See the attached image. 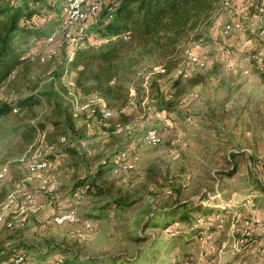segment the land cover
<instances>
[{
  "label": "rangeland",
  "instance_id": "obj_1",
  "mask_svg": "<svg viewBox=\"0 0 264 264\" xmlns=\"http://www.w3.org/2000/svg\"><path fill=\"white\" fill-rule=\"evenodd\" d=\"M100 1L104 8L109 0ZM221 1L199 33L189 36L180 45L174 69L156 76L155 72H162L160 65L151 67L150 61H141L138 65V80L146 83L155 76L161 91L166 89L164 101L170 105V114L156 112L152 120L161 135L159 143L148 145L138 133L129 138L123 128L104 139L99 138L97 131L93 132L92 128L89 131L79 120L77 135L83 138L78 145L76 137L69 135L64 141L50 139L48 142L42 131H36L32 142L26 144L16 126L22 120L44 118L48 110L45 101L31 109H18L0 117V164L7 165V174L0 181V209L8 194L19 195L22 190L32 192L44 204L34 213L28 211L26 204L11 208L10 213L14 209L12 213L17 214L18 225L0 226V244L19 242L23 247L33 248L32 252L42 250L48 243H61L65 247L63 257L71 264H125L124 256H133L147 247L151 249V239L168 237L160 228L145 227L144 220L153 207H163L177 199L209 196L216 203L215 207L224 210L226 215L214 234L212 247L206 251L205 245L198 243L195 256L185 264H198L202 258L220 264L264 263L263 234L254 232L246 242L247 248L242 246L236 253L231 251L240 234L238 228L255 212L252 198L256 193V180L264 181V72L253 68L250 74H243L237 67L246 52L264 51V20L260 23L256 18V6L264 4V0H230L227 7ZM59 16L60 1L57 0L51 16L44 21L45 32ZM232 19L240 26L224 32V24ZM88 27L86 24L85 30ZM89 34L91 41L94 31L89 30ZM26 45L29 48L42 46V39L36 43L27 40ZM54 46V57L43 63L26 62L23 70L3 84L0 100H9V91L15 96L47 91L67 105L73 97L78 103L84 101L71 90L70 69L64 68L58 78L54 74L68 49L75 44L61 41ZM189 51L204 60L205 65L192 67ZM193 77H200L201 81L193 83L190 80ZM175 80L177 84L173 85ZM148 112L152 114V108ZM66 146L74 150L77 146L79 152H61ZM119 148L137 153L139 173L113 172L100 166L103 155ZM34 160L50 163L43 173L54 177L55 192L38 190V173H29L26 168ZM232 162L236 171L227 174ZM98 169L100 174H97ZM79 177L87 181L91 177L105 193L95 196L85 189L77 192V201L73 200L71 185ZM165 187L172 188V194L164 192ZM89 188H93L91 183ZM113 197L128 199L131 204L126 209L115 211L113 208L103 218L93 219L94 225L84 239L71 235V225L67 223L40 225L53 213L64 209L65 200L75 203L81 214ZM259 216L264 222V216ZM138 232L146 236L135 238ZM147 235L151 236L149 240ZM176 250V246L172 251L162 250L158 264H164L163 259L171 260ZM141 260L142 264H157L148 262L146 257Z\"/></svg>",
  "mask_w": 264,
  "mask_h": 264
},
{
  "label": "trees",
  "instance_id": "obj_2",
  "mask_svg": "<svg viewBox=\"0 0 264 264\" xmlns=\"http://www.w3.org/2000/svg\"><path fill=\"white\" fill-rule=\"evenodd\" d=\"M56 1H0V88L23 70L26 62H30L27 58L29 46H25V43L27 40L36 43L44 37L49 30L45 32L44 21L51 16ZM218 6L219 0H109L97 18L85 21L79 43L72 47L69 54L64 55L54 71L58 78L64 68L73 70L72 92L82 100L93 98V102L73 116L70 103L67 105L47 91H35L22 96L12 95L9 100H0V117L10 113L12 107H16L17 110H28L45 101L48 110L44 118L22 120L16 126L19 137L26 144L32 142L36 131H42L48 142L50 139L57 141L60 136L65 140V137L68 138L66 135H69L76 137V145H78L83 138L82 135H77L79 132L76 123L79 120L83 125L88 126L89 131L90 128L93 132L97 131L100 134L99 138L104 139L108 135H113L120 128L125 129L129 138L137 133L142 137L147 129L156 128L152 125L153 118L157 116L156 112L165 111L164 114L167 116L170 114L168 110L170 105L164 101L166 89L161 91L155 76L146 83L137 79L139 63L150 61L151 67L160 65L162 72H155L156 76L170 72L178 64L180 45L189 36L193 37L199 33L201 26L209 20L211 13ZM259 6L264 7V4ZM47 12L50 13L49 17L46 16ZM256 12H258L257 7ZM35 14H38V17L35 18ZM86 24L89 26L87 30H85ZM89 30H93L95 34L91 41L88 40ZM253 68L264 72V58L262 65L253 63ZM190 80L193 83L201 81L200 77H193ZM175 84L177 80L173 82V85ZM103 108L111 112L106 118L105 125L100 124ZM150 108L152 114L148 112ZM128 126L130 132L127 131ZM119 150L122 148L113 149L107 155H103L99 160L100 166L109 168V165L102 163V159H108ZM60 151L68 154L79 152L77 146L75 150L66 146ZM235 171L236 166L232 162L227 174ZM97 174H100V170ZM89 180L81 177L74 179L71 185L73 196L85 189L91 195H101L103 189L94 184L91 177ZM90 183L93 188H89ZM167 188L169 187H165L164 192ZM255 190L252 206L264 209L263 180H256ZM65 202L67 207L69 201L65 200ZM130 204L131 201L128 199L113 197L93 205L81 214L77 213L80 218L100 219L111 209L115 208V211L126 209ZM215 205L216 203H213L209 196L206 199L198 196L191 199H177L163 207H153L144 220V225L167 229L165 232L168 237L163 240L151 239L149 241L151 249L147 247L145 250H138L139 252H135L133 256H124V263L142 264L141 257H146L148 262L158 264L162 250L172 251L174 246L177 247L174 257L171 260L163 259L164 264L188 263L193 259L196 245L200 243L198 236L206 228V220L213 219L209 229L214 231V234L219 230L217 224L224 220L225 211ZM16 225L18 223L7 228ZM70 225L71 228L78 226V224ZM0 226L6 227L4 224ZM70 234L78 239L73 233ZM145 236L141 232L135 234V238L138 239ZM150 238L151 236L147 235L146 239ZM214 241L213 235L206 243H202L206 251L212 247ZM23 246L22 243L14 241L1 243L0 261L7 260L17 253L29 254L28 252L33 249ZM55 252L65 256V247L61 243H48L42 250H33L29 257L42 262ZM44 258L45 260H42ZM205 260L208 259L202 258L201 261ZM64 263L71 264L65 257Z\"/></svg>",
  "mask_w": 264,
  "mask_h": 264
},
{
  "label": "built area",
  "instance_id": "obj_3",
  "mask_svg": "<svg viewBox=\"0 0 264 264\" xmlns=\"http://www.w3.org/2000/svg\"><path fill=\"white\" fill-rule=\"evenodd\" d=\"M60 1V16L53 26L46 32L42 38V46L29 48L27 52V58L30 62L42 63L52 57L55 54L56 42L60 43L65 41L68 44H78L79 37L84 31V23L86 20H94L100 14L102 5L100 0H59ZM221 4L227 7L230 4V0H222ZM258 12H256L257 20L262 23L264 20V7L256 6ZM50 13L47 12L46 16L49 17ZM34 17H38L35 14ZM240 23L232 19L226 22L223 26V31L228 32L234 27H239ZM71 50L68 49L67 54ZM188 59L192 67H201L205 65V61L202 60L198 55L188 52ZM264 51L262 49L254 50L253 52H246L238 62V69L243 74H250L252 71V64H263ZM1 88H0V98H1ZM10 98L12 96V91L7 93ZM93 102V98H88L82 102L73 99L70 100L72 115L76 116L78 111L84 109ZM17 111L16 107H12L10 113ZM111 114L110 110L103 108L102 116L100 118V124H106V118ZM127 131L130 132V127H127ZM143 141L148 144H157L161 140V135L156 128L147 129L142 135ZM60 141H64V137H59ZM82 143V142H80ZM137 153H132L126 149H122L108 157V159H102L104 165H109V169L113 172L116 171H133L140 172L137 168ZM50 163L46 160H34L27 164L26 168L29 173H38V190L42 193H53L56 188V181L53 176L44 174L43 171L48 167ZM7 173L6 164L0 165V181L5 177ZM167 194H171V188L165 190ZM78 194L73 196V200L77 201ZM22 204H26L28 211L34 213L44 207V204L35 198V194L28 190H22L19 195L8 194L5 198L4 205L0 209V224H4L6 227H11L13 224L18 223L17 214L12 213L15 211L11 208H17ZM201 220V218H200ZM54 225H62L64 223L68 224H78L77 227L71 228L70 233H73L78 239H84L86 233L93 227L94 222L89 218H80L77 213V207L75 203L69 204L67 207L61 211L53 213L47 220L41 222V227L46 226L48 223ZM238 228L240 234L236 238V246L231 250L232 253L238 252L242 246L253 236L254 232L264 235V222L262 218L256 214L251 213ZM213 224V219L209 218L206 220V228L199 234L198 240L200 243H206L214 235V231H211L209 227ZM222 226V221L217 224V227ZM164 231H167L165 229ZM29 254L17 253L7 260H1L0 264H65L64 257L61 254L53 255L45 261L37 262L32 259ZM198 264H220L212 260L199 261Z\"/></svg>",
  "mask_w": 264,
  "mask_h": 264
},
{
  "label": "crops",
  "instance_id": "obj_4",
  "mask_svg": "<svg viewBox=\"0 0 264 264\" xmlns=\"http://www.w3.org/2000/svg\"><path fill=\"white\" fill-rule=\"evenodd\" d=\"M72 75H73V70H71V73H70V76H71V78H72ZM77 207V206H76ZM255 210V213L256 214H258V215H263L264 216V209H258V208H255L254 209ZM195 253H193V257L195 256L194 255ZM215 260V259H214ZM258 262H260V261H258ZM262 264H264V263H262Z\"/></svg>",
  "mask_w": 264,
  "mask_h": 264
}]
</instances>
